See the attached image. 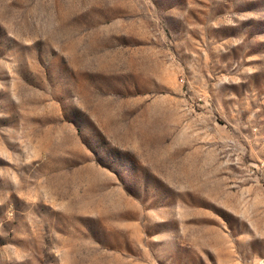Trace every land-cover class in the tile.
<instances>
[{
    "label": "rangeland",
    "instance_id": "obj_1",
    "mask_svg": "<svg viewBox=\"0 0 264 264\" xmlns=\"http://www.w3.org/2000/svg\"><path fill=\"white\" fill-rule=\"evenodd\" d=\"M0 264H264V0H0Z\"/></svg>",
    "mask_w": 264,
    "mask_h": 264
}]
</instances>
